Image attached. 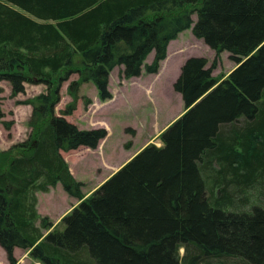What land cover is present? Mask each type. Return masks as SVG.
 I'll return each mask as SVG.
<instances>
[{
	"label": "trees",
	"instance_id": "trees-1",
	"mask_svg": "<svg viewBox=\"0 0 264 264\" xmlns=\"http://www.w3.org/2000/svg\"><path fill=\"white\" fill-rule=\"evenodd\" d=\"M187 29L216 59L184 61L174 89L185 110L161 132L162 145L145 146L87 196L61 150L96 149L108 130L67 120L81 85L112 99L116 67L124 79L158 73ZM223 51L237 65L220 78L213 70ZM74 73L71 101L57 114ZM1 81L13 97L28 83L46 86L23 102L32 106L30 137L0 151L9 264H20L16 247L40 264H264V0H0ZM58 183L79 203L55 224L38 212L36 192ZM251 189L262 200L244 209L240 194Z\"/></svg>",
	"mask_w": 264,
	"mask_h": 264
},
{
	"label": "rangeland",
	"instance_id": "rangeland-1",
	"mask_svg": "<svg viewBox=\"0 0 264 264\" xmlns=\"http://www.w3.org/2000/svg\"><path fill=\"white\" fill-rule=\"evenodd\" d=\"M193 18L196 20V14ZM191 56H204L211 65L217 57V52L202 39L197 38L192 29H187L180 33L176 41L170 43L168 57L161 63L158 73L148 74L144 70L139 77L124 79L120 77V68L116 67L110 75L113 84L111 89L114 92L112 99L101 101L98 90L92 82L81 85L77 109L72 115L66 116L67 120L82 129L105 127L108 130V135L100 142L99 148L81 146L70 151L61 150L73 176L84 183L82 187L84 194L90 195L118 167L148 144L162 145L161 132L185 110L180 94L174 89V82L180 75L184 61ZM153 57L154 53H151L146 62L150 63ZM218 60L219 64L213 70V75L220 78L226 77L237 65L230 58L228 51L219 53ZM77 78L78 74L74 73L69 81L63 83L61 101L57 105L60 104V107L56 106L57 114L62 110L60 108L64 109L71 101L68 85L71 80ZM45 90L44 84L28 83L25 93L13 97L10 84L7 81L0 82V97L5 112V116L0 121V151L12 149L13 146L30 137L32 128L29 122L32 106L23 102ZM84 96L94 99L88 108L84 106ZM4 121L12 122L10 129L6 128ZM260 146L263 147L262 144ZM258 179V189L263 190L264 171ZM215 195L216 197L219 195V189L215 190ZM36 196L38 212L42 216H48L55 224L79 203L63 189L61 183L50 188L49 192L37 191ZM242 196L248 197L247 204L242 206L244 209H249L252 204L262 200L254 189L240 194V200ZM37 223L39 224L40 221L38 220ZM59 228H62V224ZM183 253L182 248L181 254ZM6 262V252L0 246V264ZM22 264L40 263L29 256L22 260Z\"/></svg>",
	"mask_w": 264,
	"mask_h": 264
},
{
	"label": "crops",
	"instance_id": "crops-1",
	"mask_svg": "<svg viewBox=\"0 0 264 264\" xmlns=\"http://www.w3.org/2000/svg\"><path fill=\"white\" fill-rule=\"evenodd\" d=\"M177 40V39H176ZM176 40H173V41H171L170 43H172V42H174V41H176ZM112 80H111V78H110V82H109V88H110V90L112 91V89H111V87H112ZM112 93L114 94V92L112 91ZM181 96V95H180ZM182 98V97H181ZM94 100V99H93ZM57 107H60V104H59V106H57ZM60 109H63V108H60ZM59 110V109H58ZM58 114H60V111H58ZM180 116V115H179ZM178 118V117H177ZM105 140V139H104ZM100 146V145H99ZM99 146H98V148H99ZM137 152H139V151H137ZM136 152V153H137ZM135 153V154H136ZM134 154V155H135ZM133 155V156H134ZM132 156V157H133ZM129 160V159H128ZM127 160V161H128ZM126 161V162H127ZM124 164V163H123ZM123 164L120 166V167H118L113 173H115L119 168H121L122 166H123ZM112 173V174H113ZM14 254H15V256L17 257V259L19 260V262H20V264H22V260H24L25 258H27V257H29V252L28 251H26V250H24V249H22V248H19V247H16L15 248V250H14ZM5 264H9V262H8V260H7V262L5 263Z\"/></svg>",
	"mask_w": 264,
	"mask_h": 264
}]
</instances>
